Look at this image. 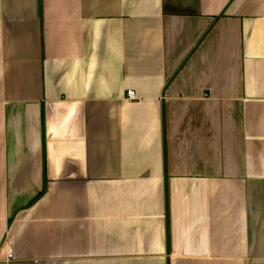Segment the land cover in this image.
<instances>
[{
  "label": "crops",
  "instance_id": "crops-1",
  "mask_svg": "<svg viewBox=\"0 0 264 264\" xmlns=\"http://www.w3.org/2000/svg\"><path fill=\"white\" fill-rule=\"evenodd\" d=\"M0 264H264V0H0Z\"/></svg>",
  "mask_w": 264,
  "mask_h": 264
},
{
  "label": "built area",
  "instance_id": "built-area-1",
  "mask_svg": "<svg viewBox=\"0 0 264 264\" xmlns=\"http://www.w3.org/2000/svg\"><path fill=\"white\" fill-rule=\"evenodd\" d=\"M136 97H137V94H136V91L134 89H131L127 92V99L131 100V99L136 98ZM8 253H9V258L14 257V253L12 252L11 248L8 249Z\"/></svg>",
  "mask_w": 264,
  "mask_h": 264
}]
</instances>
